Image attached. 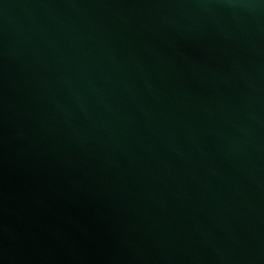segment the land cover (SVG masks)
Returning <instances> with one entry per match:
<instances>
[{
    "label": "water",
    "instance_id": "water-1",
    "mask_svg": "<svg viewBox=\"0 0 264 264\" xmlns=\"http://www.w3.org/2000/svg\"><path fill=\"white\" fill-rule=\"evenodd\" d=\"M0 264H264V0H0Z\"/></svg>",
    "mask_w": 264,
    "mask_h": 264
}]
</instances>
